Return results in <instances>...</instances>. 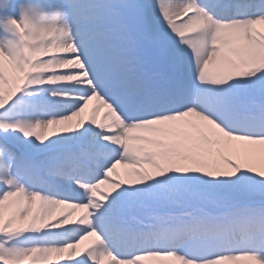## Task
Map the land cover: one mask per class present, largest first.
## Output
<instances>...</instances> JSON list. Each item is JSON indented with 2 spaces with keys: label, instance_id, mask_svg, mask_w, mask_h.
Instances as JSON below:
<instances>
[{
  "label": "snow or ice",
  "instance_id": "snow-or-ice-1",
  "mask_svg": "<svg viewBox=\"0 0 264 264\" xmlns=\"http://www.w3.org/2000/svg\"><path fill=\"white\" fill-rule=\"evenodd\" d=\"M0 264H264V0H0Z\"/></svg>",
  "mask_w": 264,
  "mask_h": 264
},
{
  "label": "bare ground",
  "instance_id": "bare-ground-1",
  "mask_svg": "<svg viewBox=\"0 0 264 264\" xmlns=\"http://www.w3.org/2000/svg\"><path fill=\"white\" fill-rule=\"evenodd\" d=\"M252 99V98H250ZM259 102V100H256ZM38 158V157H37ZM75 218V217H74ZM145 216H140L139 214L137 215H132L131 213L128 214L127 216V222L132 226V227H137L136 225H140L139 221L145 219ZM139 227V226H138Z\"/></svg>",
  "mask_w": 264,
  "mask_h": 264
},
{
  "label": "rangeland",
  "instance_id": "rangeland-1",
  "mask_svg": "<svg viewBox=\"0 0 264 264\" xmlns=\"http://www.w3.org/2000/svg\"><path fill=\"white\" fill-rule=\"evenodd\" d=\"M253 99H260V97L258 95H256L255 97H253ZM34 158H36V157H34ZM132 214L144 215V213L142 211H136V212H134Z\"/></svg>",
  "mask_w": 264,
  "mask_h": 264
}]
</instances>
